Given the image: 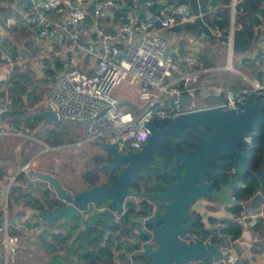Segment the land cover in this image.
<instances>
[{
    "label": "built area",
    "instance_id": "1",
    "mask_svg": "<svg viewBox=\"0 0 264 264\" xmlns=\"http://www.w3.org/2000/svg\"><path fill=\"white\" fill-rule=\"evenodd\" d=\"M129 1L134 7L141 5V0H28L27 3V17L38 40H58L66 51L68 65L47 85L45 106L41 108H51L59 118L80 122L85 141L114 142L121 151L138 149L151 132L148 123L161 117L218 104L238 107L247 101L252 91L258 92L260 100L264 101V68L251 75L234 64L235 60L242 62L244 53L234 51L235 35L246 26L244 20L237 19L241 13H247L243 0L226 4L230 8L227 24H210L208 30L198 33L192 46L183 50L169 45L159 29L173 27L179 22L178 16L183 21L189 19L185 4H170L162 14H149L144 18L129 11L124 20L116 24L115 32L105 20V9ZM260 5L264 7V0ZM202 15L203 12L199 14ZM263 19L253 24L256 34L264 30ZM16 22L13 16L6 18L7 25ZM213 40L221 48L219 52L226 54L223 70L228 72V78L217 83L201 82L216 66L201 59L197 46L205 42L211 47ZM6 60L13 68L10 54H6ZM175 69L180 72L176 77L173 76ZM125 81L136 87L138 99L143 102L136 104V110L125 108L116 93ZM34 166L33 160L27 161L20 171L29 174ZM14 178L12 175L11 181ZM251 198L240 201L242 208L236 217L243 229L239 240L247 241L253 252L263 254L264 237L258 240L252 228L264 217V210L251 209L248 204ZM130 200L137 206L144 197L131 194L124 203ZM8 210L9 200L3 205L5 217ZM219 234L224 236L222 232ZM234 243L235 240L229 238L221 243L224 252L230 253L229 257L211 263L199 260L193 264H237L241 257L233 256ZM2 246L5 254L0 256V264H37L18 261L20 238L17 234L6 231Z\"/></svg>",
    "mask_w": 264,
    "mask_h": 264
},
{
    "label": "water",
    "instance_id": "2",
    "mask_svg": "<svg viewBox=\"0 0 264 264\" xmlns=\"http://www.w3.org/2000/svg\"><path fill=\"white\" fill-rule=\"evenodd\" d=\"M141 1L142 9L147 11V0ZM125 7L140 13L130 5ZM37 113L45 121L66 120L59 118L51 108H39ZM155 122L157 127L152 122L148 123L151 132L138 149L121 151L114 142H100L109 153L108 162L102 167L109 173L119 171L106 183L88 185L73 192L53 173L30 170V177L46 181L54 191L51 206L45 207V202V208L31 211L39 215L41 227L50 228L51 223L60 218L70 225L76 217H82L83 229L91 222L100 234L106 232L105 239H109L116 236L112 230L115 215L126 208L134 214L131 220L136 224L134 237L137 239L135 251L118 252L129 259L123 264H193L199 260L211 263L229 257L230 253L224 252L213 235L205 240L203 236L194 240L192 235L199 231V223L204 228H212L210 218L219 220L229 216L221 204L236 203L229 189L242 187L243 183L239 182L238 174L230 176L222 166L231 162L245 166L244 158L248 154L241 150V145L249 143L248 138L264 124V101L260 100L258 92L252 91L247 101L238 107L211 105L176 116L161 117ZM197 129L203 134L199 140L191 139L188 132L197 138ZM184 140L193 142L194 148L186 146ZM177 144H183L185 154L175 148ZM227 155L235 156L237 160L225 161L223 157ZM165 163L168 168L164 167ZM156 167L159 178L164 179L159 180L153 174ZM142 171L146 174V181H151L153 189L135 192L131 185H140ZM255 174L259 179V188L248 202L251 209L264 206V153ZM166 176L168 178L165 179ZM209 176L221 179L219 186L210 181ZM131 194L144 197L145 206L124 203ZM62 234L65 237L68 235L65 232ZM100 234L94 235V238ZM79 235L72 236L62 249L55 244L56 252L52 258L60 257V264H82L78 257L69 255L71 242L74 243ZM92 239L88 236V242ZM53 259H48L47 264H58Z\"/></svg>",
    "mask_w": 264,
    "mask_h": 264
},
{
    "label": "crops",
    "instance_id": "3",
    "mask_svg": "<svg viewBox=\"0 0 264 264\" xmlns=\"http://www.w3.org/2000/svg\"><path fill=\"white\" fill-rule=\"evenodd\" d=\"M27 3L28 0H0V256L5 254V250L2 246V239L6 231L17 234L20 238L18 261L21 263L37 264H47V260L53 259L52 255L54 252H56L55 244H58L60 248L62 246H66L68 242L71 241V237L78 233L80 234L79 237L74 243L71 242L69 255L78 257L82 264H91L93 257L86 256L85 252H90L92 255H100L101 248L103 247L102 245L109 242L105 239L106 232L103 231L100 234V231L95 229L91 233L82 235L83 231L86 229L82 228V217H76L74 219L75 222L70 225L67 224L68 221H66L64 218H60L54 220L51 223L50 228H42L39 215L36 213H31V211L34 208L37 209L51 206L50 203L53 202L54 191L52 188H50V185L46 181L30 177L29 174L20 171V167L24 163L33 160L35 163L33 170L51 172L59 177L63 184L70 188L73 192H78L88 185L103 182L105 176L108 175V171L101 170V164L103 162H108L109 157L107 150L103 149L99 143L91 142V144H95V146L92 144L93 149H100L99 152H102L105 155L104 159L98 161L97 164L96 159L94 160L93 156H91V158L87 157V162H89V164L91 162L90 165H93V160L95 161L94 166H87L85 168H77L75 166V168H73V170L70 171L68 175H60L57 173V168H44L39 165L40 161L43 159L41 158L42 155H45L48 151L47 145L44 136L42 137L39 135V133H35L36 127H31L32 124L26 122L25 120L30 119L29 117L32 115V112L36 113L38 116H41L37 113V111L39 108L45 106L44 93L47 85L54 79L57 73L64 71V69L66 70L68 65L65 58L66 51L58 40L51 39L47 41H39L37 34H35L32 38L38 51H34V54L31 55L16 54L15 66H13V68L9 66L6 60V54L11 51L6 47L9 48L10 44H20V46L21 44L23 45V39L26 38L28 33L27 31L33 30L27 17ZM162 3H166V0H162ZM126 5L132 6L130 1L125 2L124 6ZM132 7L140 10L139 16L142 18L152 14L149 12V10L144 11L142 9V1L139 8L134 6ZM187 10L189 19L184 21L181 20L180 22H191L196 17H198L201 12H203V15L199 16L200 18H205L206 16V12L203 10H200L198 14H191L188 6ZM89 13H91L90 8ZM104 15L109 27H111V29L116 32V24L122 20L120 21L117 19L113 8L111 9L108 7L105 9ZM9 16L17 18V22L12 25H7L6 18ZM91 17L92 15L90 14L89 21ZM262 21H264V19ZM263 32L260 33V36H258L259 39H257L251 49L244 52L242 55L241 63L246 65V67L242 70L251 75L257 74V70L264 68ZM159 33L165 37L169 45L179 46L182 50L187 46H192L195 38L198 35L197 33L187 32L185 29L181 30L176 29L175 27L160 28ZM209 46L210 44L207 46L205 42H201L199 46H197V50L199 53H201V51L203 53L208 51V54H210V56H208V62L210 61L209 64L214 65V63H212V59L215 61V49L218 48L217 50H220L221 48H219L217 44H214L211 47ZM249 52H252V54L248 55ZM57 57H61L63 61L62 67L58 68L55 65V60ZM45 58L49 59L51 64L50 66L53 69L51 76H49V80L46 79L47 66L44 62ZM236 61L240 62L239 60ZM215 66L216 70L209 74H205L201 82L217 83L224 80V77L221 80L218 79L220 77L218 72L223 70V66ZM23 70L24 72L25 70L34 72V76L29 81H25V83L29 84L30 89L22 92L21 96L23 101L20 102L23 103L20 104L18 102L20 110L17 113L20 117L19 121L22 122L20 124L22 127L17 128L18 126H16V121H14L13 117L7 114L6 111L7 109H11L12 104H14L12 101L13 94L11 92V86H13L14 81L17 80L16 72ZM179 73V70L175 69L173 76L176 77L179 75ZM43 76L44 79L41 81L42 84L40 86L37 85V78H41ZM21 80L24 81L25 77H23ZM32 85L35 86L33 90L31 89ZM19 89L21 91L20 87ZM116 93L120 97L121 104L125 108L131 110L137 109L135 106L138 103V96L136 93V87L134 85H131L128 81H125L118 87ZM35 94H37L38 97L34 100ZM29 95L31 96L32 100L28 98ZM125 95H129V97ZM26 99L31 100V102H26ZM24 110H26L25 113ZM33 122L34 126H36V119L35 121L33 120ZM25 125H28V127L24 128ZM60 143L55 144H58L61 147L62 144ZM87 144L89 145V143ZM59 148L56 152L52 153L54 154V157H51V159L55 161H61L62 157L64 159V156L62 152H60ZM58 152L60 153L58 154ZM75 164H77V162L73 161V163L70 162L69 165L71 166ZM12 175H15L13 181H11ZM66 181H74V184H69ZM48 190H51V193L47 197L46 193ZM7 200H9V210L7 217H5L3 205ZM45 202L47 203L46 206L44 204ZM261 209L264 210V207H261ZM225 219L223 218L217 222H223L225 227ZM212 221L215 223L216 220ZM260 222L264 224V217L260 219ZM211 224L213 225V223ZM254 227L252 228V232L256 234L257 239L259 240L260 238L264 237V231L256 230ZM219 231L220 229H218L217 232L219 233ZM63 232L68 234L67 237L62 234ZM96 234L100 235L94 238V235ZM88 236L93 238L89 242ZM226 239L227 238L224 240ZM78 244H80V248L77 247ZM85 244L87 246H85ZM106 246H112V244L108 243ZM232 251L238 252L241 257L237 264H264V253L261 254L253 252L250 249L249 243L242 242L239 240V238L235 240V243L232 246ZM124 258H126L125 254L118 256L117 252H115V256L113 257L111 264H123ZM105 259V257L101 256L100 260L103 261V263L100 261V264H107ZM60 260V257H56L54 261L55 263L60 264Z\"/></svg>",
    "mask_w": 264,
    "mask_h": 264
},
{
    "label": "trees",
    "instance_id": "4",
    "mask_svg": "<svg viewBox=\"0 0 264 264\" xmlns=\"http://www.w3.org/2000/svg\"><path fill=\"white\" fill-rule=\"evenodd\" d=\"M231 0H166V3H162V0H147L148 4V10L152 14H162L163 10H166L167 6L170 4L173 5H180L185 4L189 7V11L191 14H198L200 10H203L206 12L205 18H200L199 16L196 17L191 22H180L181 16H178L179 22L175 24L173 27L176 29H185L187 32L191 33H199L202 30H208L210 24L214 23H220V24H227L230 20V8L226 6ZM261 0H243V5L245 9L247 10V13H241L237 19L244 20L246 23V26L244 30H241L236 33L234 38V51L235 52H246L251 49L253 44L257 41L258 36H260V33L255 34L253 30V24L254 22H260L261 17H264V7L260 5ZM210 4L213 5V7H210ZM113 11H115L117 19L124 20L125 16L129 12L128 8L124 5L113 8ZM251 22H248L250 21ZM26 27V26H25ZM34 30V29H33ZM28 30L26 38L23 39V45L18 47L16 44L13 45L14 53L9 52L12 55L21 54V55H31L34 54V51H38L37 47L35 46L33 35L37 34L36 30ZM203 53L201 51L200 56L202 58L207 59V54ZM44 62L47 66L46 68V79L49 80V76H51L53 69L51 68V64L49 59H44ZM210 62V61H209ZM208 62V63H209ZM55 65L59 68L63 66V61L61 57H57L55 60ZM17 80L14 81V85L11 86V92H12V101L14 104H12L11 109H7L6 113L11 115L13 117V120L16 121L15 123L18 126L17 128H21L22 125H20L22 122L19 121L18 111L19 106L18 102L22 104L20 101L22 100V92L27 91L30 89L29 84L25 83V81H29L34 76V72L30 70H24L16 72ZM25 77V80L22 81L21 79ZM44 79V76L41 78H37L36 84L41 85L42 80ZM21 88V91L19 89ZM35 88L34 85L31 86V89L33 90ZM15 94V95H14ZM37 94H35L34 100L37 98ZM29 99H31V96H28ZM32 100V99H31ZM31 100L26 99V102H31ZM33 100V101H34ZM26 110H24V113ZM32 115H30V119L25 120L26 122L30 123L31 121H35V119L38 117L36 113L32 112ZM156 121V120H155ZM31 124V123H30ZM28 125H25L24 128H27ZM34 126V123L31 125V127ZM258 134L255 137L254 145L249 150V158L246 159V169L256 171L259 165L262 162V157L264 153V124L260 125L258 128ZM246 173V171H245ZM246 176H250L246 173ZM252 180L248 181V183L242 187H240L236 191V197L238 200H247L250 198L256 190L254 189L252 183ZM14 191V190H13ZM51 190L47 191V197L50 195ZM242 208L241 204L234 205L231 209L233 210V213L237 216ZM129 214V212L126 214V216ZM225 227L223 228L222 232L224 233V236H221L219 233H214V240L218 243L222 242L225 238H229V240H236L239 238L242 234L243 225L242 222L237 218H226L225 219ZM201 226L203 224L199 223ZM119 227V223L113 224V229ZM254 228L256 230L264 231V224L259 222ZM128 229H131L129 227ZM93 230H95V227H93L92 223H88L86 225V229L83 231V234L91 233ZM212 233L211 230H207L206 234L209 235ZM256 236V234H254ZM257 237V236H256ZM110 243L115 244L116 241L114 239V236L110 237ZM78 248H80V244L77 245ZM86 256H92L93 261L91 264H100L101 256L105 257V262L107 264H111L113 260V253L110 249V246L103 248L100 251V255L91 254L90 252H85ZM103 263V261H101Z\"/></svg>",
    "mask_w": 264,
    "mask_h": 264
},
{
    "label": "rangeland",
    "instance_id": "5",
    "mask_svg": "<svg viewBox=\"0 0 264 264\" xmlns=\"http://www.w3.org/2000/svg\"><path fill=\"white\" fill-rule=\"evenodd\" d=\"M198 34V33H197ZM213 43V42H212ZM22 45V44H21ZM18 47H20V44H17ZM7 49H9L12 53H13V45L10 44L9 48L6 47ZM218 49V48H217ZM215 49V53H214V59H212V63H214V65H224L225 64V59H226V54H221L219 52V50ZM224 51V49H223ZM208 54V53H207ZM252 52H249L248 55H251ZM210 54L207 55V58L209 59ZM201 59H205L202 58ZM207 60V59H205ZM216 63V64H215ZM235 67L239 68V69H244L246 67V65L244 63L238 62L235 60L234 62ZM65 70V69H64ZM219 78L218 79H222L224 77V79L228 78V72H226L225 70L223 71H219ZM219 80V81H220ZM127 97H129V95H125ZM138 103L137 104H142L143 102L139 99H137ZM212 102V101H209ZM38 116V115H37ZM31 124H33L34 122L31 121ZM36 130L35 133H39L40 136H44L46 145H47V153L45 155H42L41 158L42 161H40L39 165L41 167L44 168H57V173L60 175H68L70 171L73 170V168H75V166L77 168H85L87 166H94L95 165V159H96V164L98 161H101L102 159H104V153L99 152L100 149H93L91 142L93 141H85L84 140V135H83V128H82V124L80 122H76V121H70V120H48L45 121L44 117L38 116L36 118ZM28 127V126H27ZM81 141V143H79ZM61 142V143H60ZM55 143H60L62 144V146L60 147L58 144ZM89 143V145L87 144ZM93 146H95V144H93ZM60 147V148H59ZM58 148L60 149V152H62L64 159L62 157V160H53L51 159V157H54V152H56L58 150ZM58 152V154L60 153ZM66 156H65V155ZM91 156L94 157L93 160V165H90L89 162H87L88 158H91ZM88 157V158H87ZM92 160V159H91ZM73 161L77 162V164L75 165H69L70 162L73 163ZM57 166V167H55ZM245 171V170H244ZM69 180V179H68ZM109 175L103 180L102 183L109 181ZM251 183L254 187L255 190H257L259 188V179L256 176V174L252 175L251 177ZM69 184H74L73 182H68ZM144 206V205H143ZM264 207V206H263ZM136 241V240H134ZM247 242V241H246ZM231 252L233 254V256H239L238 252H233L231 249ZM126 263L129 262L128 258H124L123 259Z\"/></svg>",
    "mask_w": 264,
    "mask_h": 264
},
{
    "label": "flooded vegetation",
    "instance_id": "6",
    "mask_svg": "<svg viewBox=\"0 0 264 264\" xmlns=\"http://www.w3.org/2000/svg\"><path fill=\"white\" fill-rule=\"evenodd\" d=\"M152 123H153V125L154 126H158L157 125V123L155 122V121H152ZM262 125V124H261ZM197 132H199V136L196 138L195 136H193L190 132H188V135H189V137L191 138V139H196V140H199V137H200V135H202L203 133L200 131V129H197ZM257 134H258V130L256 129V134L255 135H253V136H251L250 137V139H249V143H247V144H242L241 145V150H243L244 152H246L247 154H248V156L246 157V158H244V163H245V166H242L241 164H234V162H231V163H227L226 165H224V166H222L224 169L226 168L227 169V172L230 174V176H233V175H235V174H238L240 177H239V182L241 181L242 183H243V186L244 185H246L247 183H248V181H250L251 180V177H252V175H254L255 174V172L254 171H252V170H247L246 169V159H248L249 158V150H250V148L251 147H253V145H254V140H255V137L257 136ZM184 143L186 144V146H190L191 148H194V144H193V142H187L186 140H184ZM167 145L168 146H170L171 144L170 143H167ZM182 145L183 144H177L176 145V149L179 151V152H183V154H185V150L182 148ZM164 148V147H163ZM171 159H173L172 157H171ZM223 159L225 160V161H231V159H233V161L235 160H237V158L235 157V156H231V155H227V156H224L223 157ZM103 163H105V162H103ZM102 163V164H103ZM101 164V165H102ZM165 166V168H168V164L167 163H165L164 164ZM245 167V168H244ZM103 167L101 166V170H105L104 168L102 169ZM155 170H153V174H155V175H157V178H159V169L156 167V168H154ZM246 171V173L247 174H249L250 176L248 177V176H246V173H245V171ZM119 173V171L117 170V171H114V172H112V173H109L108 172V175H109V179H111V178H113L114 176H116L117 174ZM142 173H143V178H141L140 180H139V183H140V185H138L137 183H134V184H132L131 185V187H132V189L133 190H136L135 192H142V191H144V190H149V191H151L152 189H153V187L151 186V181H146V174H145V172L144 171H142ZM88 175H89V173H88ZM107 175V176H108ZM106 176V177H107ZM162 179H164L163 177H161ZM161 178H159V180H162ZM166 178H168V176H166L165 177V179ZM209 180L210 181H213L214 182V184L215 185H217V186H219V184H220V182H221V179H219L218 177H212V176H209ZM107 182V181H106ZM106 182H104V183H106ZM240 188V186H235V187H231L230 189H229V191L232 193V197L236 200V203H233V204H225V206H224V208L222 207V205H224V204H221V208H223L224 210H226L227 212H228V210H229V212L228 213H231V214H234L233 213V210L231 209L234 205H237V204H240V201L241 200H238L237 199V197H236V191L238 190ZM258 190V189H257ZM256 190V191H257ZM253 196V195H252ZM251 196V197H252ZM249 199V198H248ZM145 198H144V200L140 203V205L141 206H143L144 205V203H145ZM129 203H132L131 202V200L129 201ZM134 204V203H133ZM145 206V205H144ZM259 209V208H258ZM129 212V214L126 216V214ZM196 214V213H195ZM117 215H119V218L117 219ZM117 215H115V223H119V228H116V230H114L113 228H112V230H113V233L116 235L115 237H114V239H115V241H116V243L115 244H112V246H110V249H111V251H112V253H113V257L115 256V252H117V254H118V252H122V251H124V252H129V250H136V245H135V243H136V241H134V240H136L137 238L136 237H134V236H136V234L134 233V231L136 230V224H134L133 222H132V220H131V218H132V216L134 215L132 212H130L129 210H127L126 208H122L121 210H120V212L119 213H117ZM196 216H197V214H196ZM234 217H236V215L234 214V216H231L230 214H229V216H228V218H234ZM195 218H197V220H198V217H195ZM224 219L226 218V217H223ZM223 218H221V219H223ZM221 219H219V220H221ZM210 220H211V223H213V227L212 228H204V226L202 225H200V227H199V225H198V223L196 222L195 223V225H197L200 229H199V231H197L196 233H193V235H192V239H198V238H200L201 236H203L204 237V240L205 239H207L210 235H213L214 236V233L215 232H217L218 231V229H220V231L219 232H222V230H223V228L224 227H222V222H217V221H219L218 219H214V218H210ZM212 220H216L215 221V223L212 221ZM219 224V227H215V224H217V223ZM129 227H131V229H128ZM211 230L212 231V233H210L209 235H207L206 234V231L207 230ZM116 232H118V233H116ZM218 233V232H217ZM223 233V232H222ZM221 235V234H220ZM221 236H223V235H221ZM131 239H133V240H131ZM106 241H109L108 243H110V238L109 239H106ZM215 241V240H214ZM224 240H222V242H223ZM217 242V241H216ZM222 242H220L219 244L221 245V243ZM108 243H105V244H103V247L101 248V250L103 249V248H105V247H108V246H106V245H108ZM118 256H120V253L118 254Z\"/></svg>",
    "mask_w": 264,
    "mask_h": 264
},
{
    "label": "bare ground",
    "instance_id": "7",
    "mask_svg": "<svg viewBox=\"0 0 264 264\" xmlns=\"http://www.w3.org/2000/svg\"><path fill=\"white\" fill-rule=\"evenodd\" d=\"M7 54H10V53H7ZM11 55V57L13 58V60H14V65L13 66H15V57H16V55H12V54H10Z\"/></svg>",
    "mask_w": 264,
    "mask_h": 264
}]
</instances>
